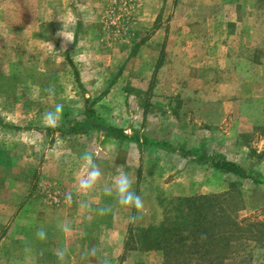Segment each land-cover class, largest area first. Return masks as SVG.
<instances>
[{
  "label": "rangeland",
  "instance_id": "1",
  "mask_svg": "<svg viewBox=\"0 0 264 264\" xmlns=\"http://www.w3.org/2000/svg\"><path fill=\"white\" fill-rule=\"evenodd\" d=\"M175 7L172 0H0V175L7 187L14 176L28 181L36 170L45 172L44 155L61 150L57 133L48 130L74 126L87 109L128 134L195 140L200 150L264 178V0H241L240 19L224 20L222 36L189 34L214 21L175 20ZM237 12L231 7V15ZM57 104L62 112L48 125L43 114ZM209 173L198 168V180ZM232 181L225 210L242 221L243 237L259 224L264 238V185ZM12 191L5 192L4 234L10 240L23 229L26 254L18 261L65 264L28 259L36 249L25 230L31 214L8 210ZM54 235V254L72 251V244L57 242L62 229ZM245 244L227 264H264V240ZM3 248L4 263L14 264L19 250L10 241Z\"/></svg>",
  "mask_w": 264,
  "mask_h": 264
},
{
  "label": "crops",
  "instance_id": "2",
  "mask_svg": "<svg viewBox=\"0 0 264 264\" xmlns=\"http://www.w3.org/2000/svg\"><path fill=\"white\" fill-rule=\"evenodd\" d=\"M172 3L177 7L174 8L175 20L190 18L214 21L203 24L207 25L203 32H200L201 27L190 30L191 35L222 36L224 20L230 22L240 19L241 0H172ZM231 7L237 9L235 15H231ZM211 46L214 50V45ZM219 48H222L221 42L216 44V49ZM122 130L128 136L135 132L139 138L160 140L187 152L204 151L209 154L204 149L200 150V145L195 140L193 143L186 140L176 142L168 138L143 135L138 131L128 134L125 129ZM97 131L90 129L85 133L65 136L55 132L59 137L60 143L57 144L61 150L48 151L43 160L45 170L41 168L45 172L39 175L36 170L35 174L29 175L28 181L23 175H17L8 182L7 187L5 175H0V264H5L7 257L3 248L6 241H10L19 250L14 254L18 256L14 257V264H22L18 260L21 261L26 254L20 251L23 229L19 231L18 237L10 240L4 234L7 225V188L13 189L15 198L8 210L13 215L23 209L31 214L29 225L25 229L27 232L29 230L31 243L36 245V249L29 253L28 259L31 261L62 259L65 264H73L71 261L74 260H78L79 264H87V260H90V264H102L104 260L108 261L107 264H113L119 259L121 264H204L209 258H214L213 252H208L212 248L208 245L211 246L218 237H199L197 225L191 220V201L203 196L228 194L231 180H243L198 165L190 155L183 157L166 148L144 144L141 140L133 142L107 138ZM93 134H97L100 139H87V136ZM75 137L77 139L70 143V139ZM81 137L85 140L79 139ZM103 149L108 151L103 152ZM91 168L98 169L100 177L89 189H82L79 181L87 177ZM198 168L209 171L210 175H203L204 178L199 181ZM121 172L129 175L133 190L141 196L142 209H132L118 202L114 185L115 178ZM213 177H220L221 180L225 178L227 184L224 186L221 182L218 185ZM8 194L10 191H7ZM239 210L237 209L238 212ZM194 211L197 212V206ZM211 224L212 222L205 221L201 230L206 232L211 229ZM57 228L62 229L64 234L57 242L72 244V251L68 246L54 254V232ZM70 229H77V232H71L73 234L69 236ZM41 231L44 232L43 238L38 235ZM230 244L232 251L225 256L224 264L233 256H240V251L236 248L243 242ZM90 245L93 251L86 250Z\"/></svg>",
  "mask_w": 264,
  "mask_h": 264
},
{
  "label": "trees",
  "instance_id": "3",
  "mask_svg": "<svg viewBox=\"0 0 264 264\" xmlns=\"http://www.w3.org/2000/svg\"><path fill=\"white\" fill-rule=\"evenodd\" d=\"M75 76H77L76 72ZM90 129H96L102 132L107 138L133 142H139L141 140L144 144L159 148H166L172 152L179 153L183 157L190 155L193 157L194 162L198 165L222 171L240 180H249L254 184L264 185V178L262 176L248 175L243 167L233 162L226 161L225 159L211 156L204 151L199 153L187 152L183 149L174 148L164 144L160 140L150 139L147 137L139 138L135 132L128 136L122 129L114 127L106 123L100 117H97L92 109H87L85 118L76 123L74 126L62 130L52 129L48 131L58 132L59 135L65 136L71 133H85ZM231 196L232 192H229L224 195L203 196L198 198L196 201L193 199L191 201V220H193V222L197 225V232L200 234L199 237H218L214 240L215 242L211 246L208 245L209 247H212L211 249H208V252H213L214 258H209L205 262L206 264H224L225 256L232 251V245L230 244L232 242L236 244L237 242H244V244L247 243L245 245L252 242L253 244L255 242L259 244L263 239V226L259 224L249 225V233L246 237H243V234L241 233L243 228H241L240 225L242 221H238L235 216H230L224 208L225 202H227L228 197ZM195 206H197V212H193ZM226 206L228 207V205ZM211 211H214V213L212 214ZM205 221L212 222L211 229H208L206 232L201 230V226L203 224L205 226Z\"/></svg>",
  "mask_w": 264,
  "mask_h": 264
},
{
  "label": "clouds",
  "instance_id": "4",
  "mask_svg": "<svg viewBox=\"0 0 264 264\" xmlns=\"http://www.w3.org/2000/svg\"><path fill=\"white\" fill-rule=\"evenodd\" d=\"M62 112V107L60 104L55 106L53 111H48L43 114V120L48 125H54L59 114ZM100 177V172L96 168H91L88 172L87 177L79 181L80 187L82 189H89ZM115 192L118 198V202L132 209H142L143 200L139 194H137L132 188V181L127 173L121 172L115 178ZM38 235L43 238L44 232L41 231Z\"/></svg>",
  "mask_w": 264,
  "mask_h": 264
}]
</instances>
